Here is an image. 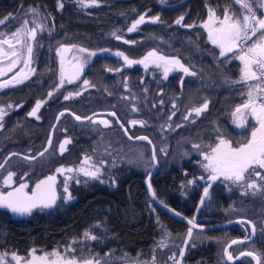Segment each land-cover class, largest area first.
Returning a JSON list of instances; mask_svg holds the SVG:
<instances>
[{
  "label": "trees",
  "instance_id": "1",
  "mask_svg": "<svg viewBox=\"0 0 264 264\" xmlns=\"http://www.w3.org/2000/svg\"><path fill=\"white\" fill-rule=\"evenodd\" d=\"M74 1L61 0L64 7L57 10V0H0V20L12 17L0 24V33L10 36L24 20L29 22L28 28L35 26L33 19L45 25L32 41L31 67L36 69L35 74L21 84L0 89V106L13 105L0 121L3 124L0 127V163L11 152L34 156L42 150L54 118L61 110L67 109L81 117L96 111H113L132 137L145 135L153 143L158 167L150 182L159 201L189 219L195 216V222L202 225L239 218L253 222L254 238L229 250L233 256L252 251L264 257V194L249 192L228 196L221 186L212 185L208 199L199 209L201 184L182 188L188 177L195 180L197 176L195 165L177 157L180 150L189 151V146L185 145L190 141L213 144L222 134L233 146H238L248 138L249 129L235 132L229 124L230 113L245 99L246 93L245 85L234 83L236 65L227 66L218 58L200 28L185 30L172 25L181 15L186 23L203 17L205 2L219 5L222 0H166L163 4L160 0H100V5L89 10L87 15L76 12ZM33 7L38 10V17L29 12ZM140 14H146V17L159 15L161 22L144 24L129 33L127 28ZM113 31L122 39L112 36ZM61 44L91 51L123 52L130 59H139L155 50L166 57H177L196 75L176 71L165 79L151 69L137 65L124 67L118 57L102 54L90 61L78 80L65 83L49 97V91L58 83L55 50ZM109 68L113 71H108ZM16 70L0 77V82ZM84 80L94 87L84 88ZM75 92L81 94L64 99L65 95ZM133 96L135 100L131 99ZM205 99L208 108L194 120L185 121L183 117L187 110ZM37 100L45 101L37 113L39 119L28 115ZM133 105L139 110L133 112ZM173 112L175 115L168 121ZM101 118L108 119L110 126L76 122L68 115L63 116L54 128L52 145L44 156L32 162L12 157L0 170V177L11 170L16 173L13 185L19 182L32 185L54 167L78 163L81 157L93 155L107 143L115 144L117 150L138 149L141 151L138 157L144 165L136 162L120 164L112 167L105 179L87 185L73 184L70 187L73 199L64 201L59 197L51 208L36 210L24 218H13L0 209V254L28 255L33 249L51 251L65 247L73 238L80 239L97 221L102 222L101 226L92 231L100 239L87 241L86 245L93 253L146 256L156 240L164 236L165 230L171 239L183 246L188 227L154 207L146 195L143 179L152 167L149 146L128 141L114 119L97 117ZM131 120H143L146 125L131 126ZM166 123L171 124L172 130L162 129ZM178 124L181 127L177 128ZM63 138L70 139L71 143L61 154L56 147ZM162 147L165 148L164 155L160 152ZM243 226L194 230L192 241L185 246L183 264H252L247 257L234 263L223 258V248L230 240L249 237L248 226ZM160 252H163L164 262L170 249L165 247ZM120 263L116 260L111 264Z\"/></svg>",
  "mask_w": 264,
  "mask_h": 264
},
{
  "label": "snow or ice",
  "instance_id": "2",
  "mask_svg": "<svg viewBox=\"0 0 264 264\" xmlns=\"http://www.w3.org/2000/svg\"><path fill=\"white\" fill-rule=\"evenodd\" d=\"M76 4L82 8L98 6L100 0H75ZM160 3H165V0H160ZM233 3L240 6L242 15H237L231 10L230 7L224 8L223 18H220L216 15V10L209 8L208 9V20L203 23V27L207 30L208 40L219 48V56L228 59V55L232 54L235 59L241 61L242 68L240 74V80L234 83H248V92L247 100L244 104L238 105L235 110L232 112V122L238 128H244L249 120V117L254 119L258 124V127L254 128L251 137L247 140L246 143H240L238 146L233 147L232 143L225 139L222 134L218 136V142L215 147L209 145L210 151L201 152L200 154L203 157V160L200 162V166L204 169L207 175V184L208 186L203 189V195L200 198V203L203 204L205 199L209 196V188L212 185L213 181L218 179H223L224 181H229L232 184L239 185L245 188V193L249 192L252 195L258 193L264 194V173L261 170H264V17H258L257 11L253 8V3H259V0H233ZM58 8H63L64 4L61 0H57ZM29 12L33 17H38L39 12L36 8H30ZM11 15L6 17L5 20H0V24L6 22V20L11 19ZM184 16H179L174 23L181 25L183 27H194L195 25H183L182 21ZM146 22L158 23L161 22L159 15L148 16L146 14H140L139 17L132 21L131 25L127 28L128 32H133L138 29V27ZM28 21L24 20L23 24L17 28L16 31L12 32L10 36L5 33H0V63H3L4 60H7L8 63L6 67H0V77L5 76L6 73L12 72L16 68L17 64L21 62L23 57V65L15 75L10 79H5L0 82V89L7 88L10 86H15L21 84L23 81L28 80L33 74H35L36 69L31 67L33 45L32 41H35L37 36V30L43 31L45 25L43 23H37L33 19L32 23L35 27L28 28ZM51 31V30H49ZM117 40L122 39L116 31L111 33ZM125 43H135V41H125ZM5 45H7V50H5ZM26 48L27 56H23V53L20 49ZM78 50L81 53H87L86 58L81 60L79 57H76V63L72 65V71L69 72L65 68V53ZM99 51L104 52L108 51L107 49H100ZM57 56L60 58V68H59V83H57L55 89L49 91L48 96L51 97L55 91H58L62 88L65 83H72L73 81L80 78L81 73L84 70L85 65L91 59L92 56L96 55L95 52L89 51L86 48H78L76 45H65L61 44L56 49ZM238 53V54H237ZM116 56L122 57L125 65L131 66L133 64H143L144 68L147 70L149 64L155 65L157 68L163 69V75L166 79L170 72L180 69L186 75H196L195 72H191L188 67H185L181 63L180 59L177 57H166L159 55L155 50H152L147 53V55L141 60H132L129 59L123 52H116ZM108 71H113L109 68ZM119 72L120 69H115ZM227 79V78H226ZM183 81V78H181ZM254 82V83H249ZM125 88H127V77H125ZM84 88L94 87L90 81H83ZM147 91V89H145ZM80 92L69 93L64 96L65 100H69L73 96H79ZM131 99L135 100L136 97L133 96ZM45 101L37 100L33 109L28 113L29 116L36 117L41 105ZM163 101H161V104ZM13 105L9 104L5 108L0 106V121H3L5 115L7 114V109H11ZM15 107H20L16 105ZM155 107V105H153ZM176 105L173 103V108ZM208 108V101L205 99V102L200 107H193L188 110L187 114L184 115L183 119L188 121L192 119L193 113L196 117H199L206 109ZM139 109L133 105L132 111L136 112ZM68 110L65 109V112ZM61 112L57 116V120L65 114ZM74 118L77 121L86 120L91 122V124L102 125L107 128L110 126V121L108 119H97L96 113L92 116L81 117L72 113ZM108 115L115 116L116 114L109 113ZM175 115V112L168 117V121L172 120V116ZM119 123V121L117 120ZM139 124L140 126H145L146 121L143 120H131L129 125L135 126ZM0 127H3V124L0 123ZM56 125H53L55 128ZM120 127L124 129L125 134L128 133V129L125 128L123 124H120ZM177 128L181 125H176ZM163 128L171 129V124L166 123L162 126ZM132 139V137H129ZM138 140H145L151 144V140L147 136L135 137ZM71 143V140L65 138L59 144V152L63 154L67 150V145ZM52 145V136L49 135L48 146ZM200 145L194 144L193 148L196 150L200 149ZM95 151V149L93 150ZM107 151V149H106ZM164 151V149H161ZM48 152V147L44 148V151L37 153L38 156H44ZM15 155V154H10ZM142 157V154H141ZM25 159L34 160L35 156H25ZM153 166L156 162L155 150H153V155L151 157ZM105 161L101 160L99 163L93 162V157L85 155L81 161V164L77 167H68L64 168L63 166L56 169V172L64 175V200L69 201L73 199L69 191V181L76 179L77 183H80L78 176L82 174L88 179H99L102 173V166ZM4 168V164H0V169ZM255 174V179L251 178V173ZM71 174V175H69ZM16 173L9 171L7 176L3 179V184L11 188L12 190L7 192H0V207L6 208L12 213L18 215H28L33 209H46L51 208L56 204L57 201V187H56V176L50 175L43 180H40L36 183L35 187L32 188L31 192L25 191L28 188V184L21 182L18 187H13V177ZM27 175V174H25ZM152 173L149 172V177ZM204 179V177H201ZM23 181V178H21ZM259 181L260 183H258ZM115 183V180L112 181ZM189 185L194 184L195 180L187 181ZM148 191L153 199L156 198V193L152 187L151 182H148ZM161 203H163L161 201ZM164 207H167L165 204ZM199 207V206H198ZM170 211H174L171 210ZM180 215V213H175ZM188 222L187 234L184 238V245L188 246L190 241L193 239V231L196 228L202 229V225L196 224L195 216L191 219L185 217ZM239 223H245L244 221H238ZM100 221H97L94 225H91L89 229H86L80 239L73 238L69 246L65 249V254H61L59 250H53L51 253L45 254V256H36L34 255L35 249L32 250V259L27 260L26 264H104L103 258L93 256L89 259H79L75 256L74 245L82 241H96L100 237L93 234V229L101 226ZM159 223V221H158ZM246 223L251 224V221ZM252 232L255 234V227H252ZM170 236L166 230L164 232L163 238L158 241L157 247L165 248L167 246L166 241ZM248 237L245 236L244 240L233 239L230 241L229 245H226L223 249V255L227 258L228 261L238 259L239 257H234L232 252L229 250L231 245L242 244ZM193 246H195L193 244ZM186 248L181 247L179 249V256L181 258L185 255ZM108 255V254H106ZM250 256L257 261V264H262L264 257L257 256L254 252L249 251L246 253H240V256ZM55 257V259H53ZM11 259L16 261V264H21V257L16 253H11ZM170 260L174 261V264H182L181 260L176 259L175 254L169 257ZM7 254H0V264H6ZM133 264H139L138 261L133 262ZM147 264V262H145ZM151 264H155V258H153Z\"/></svg>",
  "mask_w": 264,
  "mask_h": 264
},
{
  "label": "rangeland",
  "instance_id": "3",
  "mask_svg": "<svg viewBox=\"0 0 264 264\" xmlns=\"http://www.w3.org/2000/svg\"><path fill=\"white\" fill-rule=\"evenodd\" d=\"M165 3H166V0H165ZM99 5H100V3H99ZM98 6L88 7V8H82V7L78 6L75 1H74V5H73V7L76 10V12L78 14H82V15H87L89 10H91L93 8H96ZM225 7H230L231 10L233 12H235L237 15H242L240 6L239 5H236L235 3H233V0H222L219 5H210L207 2H205V11H204L203 17L198 18V19H194L190 23H186L185 21H182V24L183 25H193L194 24L195 25L194 27H191V28L183 27L181 25L175 24L174 22H173L172 25H174V26H176V27H178L180 29H185V30H191V29H194V28H200L202 30L203 34H204L206 43L210 47H212V48L215 49L218 58L221 59L223 61V63L225 65H227V66L229 64H235L236 65V69H237V78H236V81H239L240 80V74H241V68H242L241 62L238 59H235L232 56V54H229L228 55V59H225L224 57H220L219 56V48L216 47L215 45H213L208 40L207 30L202 26L203 23L208 20V9L209 8L215 9L216 10V15L219 16L220 18H223L224 8ZM56 8H57V10H60L61 9V8H58L57 2H56ZM253 8L257 11V16L258 17H264V0H259V3H253ZM36 22L37 23H41L38 20ZM147 23H152V22H146L144 24H147ZM144 24H142V25H144ZM142 25H140V26H142ZM37 31H40V30L38 29ZM129 33H132V32H129ZM78 48H82V47H79L78 46ZM5 50H7V45H5ZM20 51L23 53V56H27L26 48H22V49H20ZM89 51H91V50H89ZM150 51H152V50H150ZM150 51H148V52H150ZM92 52H95L96 55H94V56L91 57V59L85 65L84 70L86 69V67L90 63V61L94 57H96L97 55L108 54V55H113L115 57H118V56L115 55V53L118 52V51H113V52H110V51H104V52H101V51H92ZM147 53L144 54L139 59H132V60H141V59H143L147 55ZM55 54H56V63H57V79H58V83H59L60 58L57 56L56 50H55ZM158 54L161 55L160 53H158ZM86 56H87V53H81L78 50H72V51H69V52L65 53V61H66L65 68H66V70L69 71V72L72 71V65L77 62L76 59H75L76 57H79L81 60H83L84 58H86ZM118 58L121 59V61L123 63L122 66L129 67L128 65H125L124 60H123L122 57H118ZM7 63H8V61L7 60H4L3 63H0V67H6ZM134 65H137V66H140V67L144 68L143 64H133L131 66H134ZM23 67H24V65H23V57H22L21 62L17 64L16 68H14V69H17V70L8 79H10L13 75L16 74V72H18ZM148 69H151L153 72L160 73L164 77V75H163V69L162 68H157L155 65L149 64ZM176 71H181L183 73V75H186L180 69H176V70L170 72L169 74H172V73H174ZM75 81H73V82H75ZM249 83H254V82H249ZM241 84L245 85V88H246V91L245 92L246 93H245V99L239 105L244 104L245 101L248 98L247 97V92H248L249 84L248 83H241ZM204 102H205V100H203L201 104H199L197 106H193V107H200ZM193 107H191V108H193ZM235 108L232 110V112L235 110ZM188 110H187V112H188ZM187 112L185 113V115L187 114ZM232 112L230 113V116H229V124L231 125L232 129L235 132H242L245 129H249L248 138H247V140H248L251 137V133H252L253 129L256 128V127H258V124L256 123V121L254 119H252L251 117H249V120H248L246 126L244 128H238L232 122V115H231ZM195 118H197V117L193 113L192 119H190L189 121H192ZM102 119H106V118H102ZM249 123H250V126H248ZM100 126H102V125H100ZM64 139L65 138H63L61 141H63ZM247 140H246V142H247ZM60 142H59V144H60ZM217 142H218V137H216L215 142L213 144L212 143L202 144L199 141H190L189 144L185 145V147L189 146V151H181L180 150L178 152V154H177L178 159L180 158L181 160H184V161H188V162L190 161V164L191 165H195L196 166V168H197V176L195 178V183L194 184H201V186H202L201 196L203 195V189L208 186V184L206 182L207 175L208 174L200 166V162L203 160V157H202V155L200 153L201 152H208V151H210V148L208 146L211 145L212 147H215V145L217 144ZM246 142H244V143H246ZM59 144L56 147V151L58 153H60L59 150H58L59 149ZM194 144L200 145L201 146L200 149L199 150L194 149L193 148V145ZM233 147H236V146H233ZM116 148H117V146L115 144H112L111 145V144H108L107 143V144L102 145L100 148L96 149L95 153L93 155H90V156L93 157V162L99 163V161H101V160L105 161L104 165L102 166V173H101L100 178L93 180V179H88V178L84 177L82 174H80L78 176V179L80 180V183H77L76 182V179H72V180L69 181V191H70V187L73 184L74 185H87L88 183L105 179L107 177L106 176L107 175V172L112 167H114V166H118L120 164H126L127 165V164H131V163H135V162L138 163V164H140V165H144V162L141 161V159L138 157V154L141 153V151H139L138 149H136V148H126V149H123V150L122 149L121 150H117ZM106 149H107V151H106ZM161 149H164V151H161ZM161 149H160V152H161L162 155H164L165 154V148L162 147ZM83 158H84V156L81 157V159H80V161L78 163L70 164V165H63V167L64 168L77 167V166H79L81 164V161H82ZM60 167H62V166L54 167L50 171V173H48V174L46 173L45 175H43L39 180H37L32 185H29L28 184V188L25 189V191H28L30 193L31 190H32V188L35 187V185H36L37 182H39L40 180L45 179L46 177H48L50 175H55L56 176L57 196H58V198L61 197L62 199H64L65 193H64L63 189H64L65 176L64 175H61V174H59V173L56 172V169L57 168H60ZM10 168H13V166H10ZM9 171H11V170H9ZM261 171H262V173H264V170H261ZM11 172H13V171H11ZM7 173H5L3 176L0 177V192H7V191L12 190L11 188H9L8 186H6V185L3 184V179H4L5 176H7ZM184 174H186V172H184ZM69 175H71V174H69ZM201 177H204V179H201ZM251 178L252 179H255L256 178L254 172L251 173ZM187 181H189V177H188ZM187 181L182 186V188L185 185H186L185 188L191 187V186L194 185V184L189 185L187 183ZM257 182L260 183L259 181H257ZM20 183L21 182H19L18 184L13 185V187H18ZM212 185H219V186H221L224 194H227L228 196L231 195V194H243V193H245V188L244 187H241V186L236 185V184H232L229 181H224L222 178L221 179H218L216 181H213L212 182ZM207 199H208V197L205 199V201H204L203 204H201L200 201H199V204H198V206H199L198 208L199 209L205 204V202H206ZM0 209H3L6 212H8L9 215L11 217H13V218H24V217L29 216L32 212H34L36 210H39L40 208L33 209V211L30 214H28V215H18V214L12 213L11 211H9L8 209L3 208V207H0ZM252 224H253V222H252ZM186 233H187V231H186ZM162 238H163V236H161L159 239L156 240L155 246L149 248V252L150 253H149V255H146V256H144V255H138L136 257H126L124 255H122V256L115 255L112 252L105 253V254H102V255L101 254H97L96 252L93 253V252H91L89 250L88 246H86L87 245V241H82V242L76 243L74 245V248H75V253L74 254L79 259H89V258H92L93 256L100 257V258H103L104 264H111L113 261H116V260L120 261L121 262L120 264H133V262H136V261H138L139 264H145V262H147V264H151L153 258H155V264H164V263L165 264H174V261L169 259L170 256H173V254H175L176 259H179L182 262V259L186 256V254L184 255L183 258H181L179 256V249L181 247H185V245L183 244V246H179L180 245L179 242L174 241V239H171L170 237H168L167 238V241H166V244H167L166 247L170 249V255H169V257H167V258L164 259V262H162L163 252H160V251H162L163 248L157 247L158 241H160ZM253 238H254V236H253ZM183 241H184V239L182 240V243H183ZM68 246L69 245H67L65 247L55 248L53 250H59L60 253L63 255V254H65V249ZM53 250H51V251H37L36 250L35 253H34V255H36V256H45V254L51 253V252H53ZM106 254H108V255H106ZM32 255H33L32 251L28 255H18V256H20L22 258L21 259V264H26V261L27 260H31L32 259ZM53 259H55V257H53ZM6 264H16V261H13L11 259V253H8L7 254V262H6ZM182 264H183V262H182Z\"/></svg>",
  "mask_w": 264,
  "mask_h": 264
},
{
  "label": "water",
  "instance_id": "4",
  "mask_svg": "<svg viewBox=\"0 0 264 264\" xmlns=\"http://www.w3.org/2000/svg\"><path fill=\"white\" fill-rule=\"evenodd\" d=\"M61 112H65V110H61V111H59V112L56 114V116H55V118H54V122H53L52 126H51L50 129H49V132H48L47 139H46V141H45L44 147L42 148V150H40V151L37 152V153H40V152L44 151V148H45V147H48V150H49L50 146H48V138H49V135H50V134H51V136H52V138H53V131H54L53 125H57L58 121H59L63 116L68 115V116H70V117H71L74 121H76V122H87L86 120L77 121V120L74 118V116L72 115L73 112H71V111H69V110H68L67 112H65V114H64L63 116H61L59 120H57V116H58ZM94 113L98 114L97 117H104V116H107V117H110V118L114 119L116 125H117L118 128H119V130L123 133L124 137H125L128 141H131V142H142V143L147 144V145L149 146V149H150V157H152V155H153V150H154L153 143L149 144V143H148L147 141H145V140H138V139H135V137H140V136H145V135H137V136H135V137H132L129 133L125 134L124 129H122V128L120 127V124H122V123H121V121L118 119L117 115H115V116L108 115L109 113H113V111H96V112L91 113V114L88 115V116H92ZM97 117H96V118H97ZM117 120L119 121V123L117 122ZM129 137H132V139H130ZM37 153L34 155V156L36 157V159H38L39 157H41V156H38ZM10 154H15V155H10ZM15 156H16V157H19V158H21V159H23V160H25V161H27V162H32V161H35V160H36V159H34V160H28V159H25V158H24L26 155H22V154H19V153L11 152V153H8V154L3 158V160L1 161L0 164H5L10 158L15 157ZM151 162H152V159H151ZM157 167H158V164H157V160H156L154 166H153V162H152V167H151V169H150V171H149V172L152 173L151 177L156 173ZM149 172L147 173V175H146V176L144 177V179H143V186H144V189H145L146 195H147L149 201L151 202V204H152L154 207H156L157 209H159L161 212H163L164 214H166L167 216L171 217L173 220H175V221H177V222H179V223H182L183 225L189 227L188 222H187V219H185V217H186L185 215H183V214H181V213H180L179 216L176 215L175 213H177L178 211H176L175 209L171 208V207L168 206V205H167V207H164V205H165L164 203H161V201H159V200L157 199V197H156L155 199H153V197L150 195V193H149V191H148V182H149L150 179H151V177H149ZM170 209H171V210H174V211H170ZM178 213H179V212H178ZM187 218H188V217H187ZM188 219H189V218H188ZM238 221H244L245 223H239ZM247 221H248V220H246V219H241V218H239V219H234V220L226 221V222H223V223H216V224H210V225H202V224H198V223H196V224H198V225H202L203 228H202V229H200V228H196V229H194V230L208 231V230H214V229L224 228V227L231 226V225H241V226H243V225H247L248 228H249V233H250V234H249L248 240H246L245 242H248V241H250V240L253 238L254 234H253V232H252V227H253L252 222H251V224H248V223H246ZM232 240H233V239H232ZM237 240H244V239H243V238H237ZM230 241H231V240H230ZM230 241H229L226 245H229V244H230ZM226 245H225V246H226ZM236 245H239V244H236ZM236 245H231L230 248H232V247H234V246H236ZM225 246H224V247H225ZM223 249H224V248H223ZM242 252H243V253H246V252H249V251H242ZM242 252H239L237 255L234 256V257H239L238 259H234V260H232V261H228L227 258L224 257V255H223V258H224V260H225L226 262H228V263H234V262H237V261H239L240 259H242V258H244V257H247V258H249V259L251 260L252 264H257V261L254 260V259H253L252 257H250V256H247V255H245V256H240V253H242ZM222 253H223V252H222Z\"/></svg>",
  "mask_w": 264,
  "mask_h": 264
}]
</instances>
